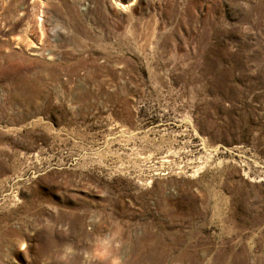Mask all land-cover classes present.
<instances>
[{"label":"rangeland","instance_id":"1","mask_svg":"<svg viewBox=\"0 0 264 264\" xmlns=\"http://www.w3.org/2000/svg\"><path fill=\"white\" fill-rule=\"evenodd\" d=\"M0 264H264V0H0Z\"/></svg>","mask_w":264,"mask_h":264}]
</instances>
